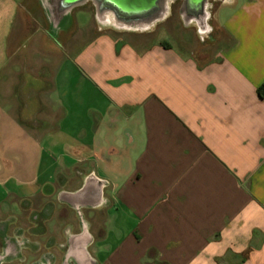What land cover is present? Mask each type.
I'll return each mask as SVG.
<instances>
[{
  "label": "crops",
  "instance_id": "0c3cea01",
  "mask_svg": "<svg viewBox=\"0 0 264 264\" xmlns=\"http://www.w3.org/2000/svg\"><path fill=\"white\" fill-rule=\"evenodd\" d=\"M43 1L38 54V0H0V264H264V0H214L189 55L155 38L169 13L108 30Z\"/></svg>",
  "mask_w": 264,
  "mask_h": 264
},
{
  "label": "rangeland",
  "instance_id": "374dc122",
  "mask_svg": "<svg viewBox=\"0 0 264 264\" xmlns=\"http://www.w3.org/2000/svg\"><path fill=\"white\" fill-rule=\"evenodd\" d=\"M37 2V0H36ZM38 7L36 13L37 15L35 16L36 23H37V31L39 34V42H38V47L35 51L36 53L39 54L40 51L46 50V46L44 44V41H50V38H52V34L56 39H60L62 34L56 30H53L54 32H50L49 30L52 29L51 27V16H50V11L47 10V8L44 6V1L43 0H38ZM49 4V8L53 9V12H55L54 17L58 18V15L56 13V9L59 8V3L60 0H47L46 4ZM219 5V2L217 1H211L210 6L212 7L209 9L210 13H212L216 7ZM46 10H45V8ZM48 6V5H47ZM168 7L170 8L169 14L167 17L156 24L152 29H157L155 38L157 40H166L170 44H172L175 48V50L178 53H182L185 55L189 54H194L199 51H212L214 46L212 45V42L216 39V34L212 32L211 28H208V31L206 30L205 32L201 33L195 25L192 23L186 24L185 21L183 20L181 14L179 13V3L176 5L171 4L169 2ZM44 8V9H43ZM102 13L99 12L98 7L94 4L93 1L88 2L85 5L75 7V10L73 11V20L74 22L77 23L78 26H82L83 24H89L93 23L94 25H98L103 23V28L104 29H117L118 27L114 26L112 23H105L101 21L100 16ZM51 20V21H50ZM206 24L211 25L212 20H207L206 18ZM17 29V27H16ZM64 30H66V27L63 26ZM88 27H85L83 30L84 32L83 35L77 34V42L73 46H75L77 49L79 46H81V43L85 39H89L90 36V31H88ZM120 31L121 28H118ZM70 30V29H69ZM72 36H74V32L72 33ZM15 36H13V40L11 42V54L12 56H16V45H17V30H15ZM72 49V48H71ZM208 49V50H207ZM76 50V49H75ZM120 233H124L126 229V225L123 224L118 226Z\"/></svg>",
  "mask_w": 264,
  "mask_h": 264
},
{
  "label": "water",
  "instance_id": "95a60500",
  "mask_svg": "<svg viewBox=\"0 0 264 264\" xmlns=\"http://www.w3.org/2000/svg\"><path fill=\"white\" fill-rule=\"evenodd\" d=\"M90 1L94 2L100 13H111L115 21L131 29L151 28L166 17L169 8L168 0H60L59 7L62 11L72 10ZM188 2L193 11V19L204 27L199 19L207 0H188ZM205 14L207 17V12Z\"/></svg>",
  "mask_w": 264,
  "mask_h": 264
},
{
  "label": "flooded vegetation",
  "instance_id": "af4514ba",
  "mask_svg": "<svg viewBox=\"0 0 264 264\" xmlns=\"http://www.w3.org/2000/svg\"><path fill=\"white\" fill-rule=\"evenodd\" d=\"M211 1H213V0H207V2L204 4L203 12H202L203 14H202V16H200L201 19H199V22L202 23L204 25V27H206V17H205L206 14L205 13L211 8V6H210ZM169 2L171 4H174V5L179 3L178 11L180 14H182V18L186 24L187 23L190 24L191 20H194L193 19V11L191 10V8L188 5V3H189L188 0H169L168 4H169ZM169 10H170V8H168V13H169Z\"/></svg>",
  "mask_w": 264,
  "mask_h": 264
},
{
  "label": "bare ground",
  "instance_id": "6f19581e",
  "mask_svg": "<svg viewBox=\"0 0 264 264\" xmlns=\"http://www.w3.org/2000/svg\"><path fill=\"white\" fill-rule=\"evenodd\" d=\"M169 1V0H168ZM168 13H166V15H167ZM100 18L102 19V20H109V21H112V23H113V25L114 26H116V27H118V28H126V29H130L129 27H126V26H123V25H121V24H119L117 21H115V19H114V16L111 14V13H102V15L100 16ZM202 29H203V31H201L202 33L203 32H205V27L203 28L202 27Z\"/></svg>",
  "mask_w": 264,
  "mask_h": 264
},
{
  "label": "trees",
  "instance_id": "16d2710c",
  "mask_svg": "<svg viewBox=\"0 0 264 264\" xmlns=\"http://www.w3.org/2000/svg\"><path fill=\"white\" fill-rule=\"evenodd\" d=\"M262 91H263V93H264V87L262 88ZM264 95V94H263Z\"/></svg>",
  "mask_w": 264,
  "mask_h": 264
}]
</instances>
